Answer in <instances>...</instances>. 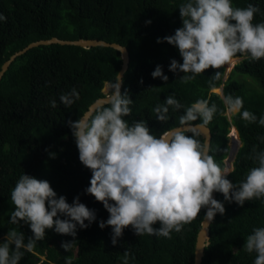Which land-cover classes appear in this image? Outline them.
I'll use <instances>...</instances> for the list:
<instances>
[{"label":"trees","instance_id":"trees-1","mask_svg":"<svg viewBox=\"0 0 264 264\" xmlns=\"http://www.w3.org/2000/svg\"><path fill=\"white\" fill-rule=\"evenodd\" d=\"M187 0H0V67L5 59L32 40L56 35L61 38L97 37L125 44L129 49L128 69L123 75L122 92L134 103L132 113L124 119L131 124L144 120L151 134L159 136L179 124L184 109H169L167 122L159 121L154 109L164 104L169 95L186 107L199 99H208L209 106L218 111L209 123L212 139L210 155L224 168L228 156L229 132L234 126L240 146L232 161L227 179L239 184L258 163L249 159L253 146L264 151V126L257 120L248 123L242 112L248 110L258 119L264 115V58L253 61L241 58L226 73V66L209 68L195 80L182 83L183 72L169 70L173 59L183 63L179 50L169 43H157L158 38L175 34L183 26L179 7ZM251 3L260 8L254 23L264 22V0H232L234 7L246 8ZM151 21V23H147ZM233 23H235L233 21ZM121 65L119 50L111 46H81L53 42L29 47L17 55L0 79V243L6 242L10 229L23 232L25 243L33 235L28 224H11V190L21 174L47 180L57 196H65L72 204L76 197L89 209L96 211L97 220L87 229L78 227L75 238L46 229L48 238L37 241L31 252L24 251L19 264H123L124 252L131 255L128 264H193L197 234L201 229L205 208L192 223L184 225L180 233L173 231L171 239L144 234L138 236L131 226L124 230L116 245L112 244V228L99 227L107 221L109 212L103 203L86 193L92 172L79 159L68 121H77L88 105L105 95L106 83L114 84ZM160 65L168 76L165 82L153 78ZM216 71L219 81L211 80ZM191 75V74H189ZM142 81V83H141ZM222 88V94L212 91ZM75 88L79 99L71 109L60 101L62 94ZM112 88L107 91L111 92ZM242 97L241 113L227 115L221 97ZM55 99L57 107L50 101ZM109 106L107 103L98 106ZM223 113V114H221ZM194 123H201L198 119ZM191 134V133H189ZM203 141V137H198ZM51 154H55L54 157ZM216 199L224 203V215L217 213L211 223V235L205 248L202 264H254L256 253L243 247L246 237L255 228L264 227V198L246 201L243 206L228 202L216 192ZM61 219L66 217L61 216ZM231 221V222H230ZM85 223H88L85 221ZM154 227L159 228L157 222ZM75 240L66 251L63 242ZM14 247V246H13Z\"/></svg>","mask_w":264,"mask_h":264},{"label":"clouds","instance_id":"clouds-1","mask_svg":"<svg viewBox=\"0 0 264 264\" xmlns=\"http://www.w3.org/2000/svg\"><path fill=\"white\" fill-rule=\"evenodd\" d=\"M179 10L183 26L174 35L158 38L157 43L166 41L178 48L183 63L173 59L169 70L185 73L180 78L182 83L195 80L209 68L218 70L231 64L238 53L253 61L264 58V22H253L255 14L261 11L258 6L249 3L246 8L234 7L232 0H187ZM5 20L0 14V21ZM152 76L165 82L169 79L160 65ZM220 79L219 71L211 78ZM122 83L119 74L106 101L109 106L96 108L91 115L85 113L75 122L68 121L79 159L92 172L86 193L103 203L110 214L107 221L100 220L99 227L112 228L113 245L129 226L138 236L171 239L173 231L180 233L204 208L207 211L203 222L208 226L217 213L226 212L224 203L213 197L214 192L222 193L226 201L240 206L254 198H264V151L253 146L249 159L258 166L250 169L244 181L233 184L227 179L229 170L221 168L210 155L209 139L198 138V129L209 125L218 111L215 103L209 106L208 99H199L185 108L175 95H169L164 104L155 107V117L167 122L170 108L173 111L183 108L184 114L179 117L178 126L156 136L151 134L146 121L129 124L124 119L131 115L134 101L127 92H122ZM210 87L216 91L214 85ZM219 88L218 93L222 94ZM78 99L75 88L60 96L69 109ZM221 99L229 112L241 113L242 97L228 95ZM50 105L57 107L56 100H51ZM241 116L248 123L258 120L264 126V115L258 119L244 110ZM198 119L201 123L194 124ZM259 139L264 142V137ZM10 197L15 206L10 223L23 221L33 235L25 243L23 232L10 229L6 242L0 243V264H19L24 251L31 252L35 243L45 238L46 229L75 238L78 227L87 229L97 220L96 211L81 203L79 197L69 204L65 196H57L49 181L25 173L20 175ZM157 222L159 228L154 227ZM74 242H63L61 246L69 251ZM243 249L256 253L254 264H264V227L255 228L246 237ZM130 255L128 250L124 252L123 264H128ZM65 264H72L71 257H66Z\"/></svg>","mask_w":264,"mask_h":264},{"label":"water","instance_id":"water-1","mask_svg":"<svg viewBox=\"0 0 264 264\" xmlns=\"http://www.w3.org/2000/svg\"><path fill=\"white\" fill-rule=\"evenodd\" d=\"M53 42H58V43H62V44H65V43L66 44H76V45H81V46H85V47L86 46H93V45H105V46H111L113 48H116L120 52L121 65H120V68H119V70H118V72L116 74L115 82L117 81V77L119 76V74L123 78V75H124L125 71L128 69L129 60H130V54H129V49H128V47L125 44H122V43L117 42V41H109V40H106V39H103V38H97V37L61 38V37H58L56 35H53V36L48 37V38H39V39H36V40H32L28 44L23 46L22 48L17 49L13 53H11L10 56L7 59H5L3 61V63L1 64V67H0V79H1L2 74L4 73V71L8 68L9 64L11 63V61L17 55L23 53L24 51H26L31 46L38 45V44H49V43H53ZM104 89H105V86L103 87V90ZM112 91H113V88H112L111 92L107 93L105 91L106 92L105 95L98 96L97 98H95L88 105L87 109L82 113L81 116H83L85 113H89V115H91L92 114V110L96 109L100 105L105 104L107 99L112 94ZM194 124L198 125L200 123H194ZM170 128H172V127H170ZM167 130H165V131H167ZM198 131H199L200 135L203 137V140L205 138H208L209 141H210V144H211L212 133H211L210 127L206 126V127H203V128H199ZM238 140L235 139L234 146L230 147L229 155H231L233 151H235V154H236L237 149H238L237 143L240 141V140L239 141ZM235 154H234V157H235ZM213 197L216 199V192L213 193ZM206 211H207V208H205V213H206ZM203 221H204V219H203ZM203 221H202L201 229H200V231L197 234L193 264H202L203 257L205 255V248H206V245L209 243V239H210V235H211L210 231H211V223L212 222L210 224H208V226H206Z\"/></svg>","mask_w":264,"mask_h":264},{"label":"rangeland","instance_id":"rangeland-1","mask_svg":"<svg viewBox=\"0 0 264 264\" xmlns=\"http://www.w3.org/2000/svg\"><path fill=\"white\" fill-rule=\"evenodd\" d=\"M241 60V58H239V57H235V59H234V61L231 63V64H226L225 66H226V73H228L232 68H233V66L237 63V62H239ZM110 88H112V84L111 83H106V85H105V89H104V91H109V89ZM217 89V88H216ZM216 92H220V91H216ZM232 113L231 112H229L228 110H227V115H228V117H230V115H231ZM229 139H228V145L230 146V147H233L234 146V142H235V139H239V136H238V133H237V138H235V136H233V127H231V129H230V132H229ZM239 141V140H238ZM240 146V141L237 143V147H239ZM234 154H235V151H233L232 152V154L231 155H229L228 154V156L224 159V168H227L229 171L230 170H232V168H233V166H232V161H233V159H234ZM45 238H48V235L46 234L45 235Z\"/></svg>","mask_w":264,"mask_h":264},{"label":"bare ground","instance_id":"bare-ground-1","mask_svg":"<svg viewBox=\"0 0 264 264\" xmlns=\"http://www.w3.org/2000/svg\"><path fill=\"white\" fill-rule=\"evenodd\" d=\"M234 59H235V58H234ZM234 59H233V61H234ZM233 61H232V62H233ZM232 64H233V63H232ZM232 64H231V65H232ZM216 91H220V88H217ZM237 133H238V132H237L236 128L233 126V136H235V138L238 137V136H237Z\"/></svg>","mask_w":264,"mask_h":264}]
</instances>
